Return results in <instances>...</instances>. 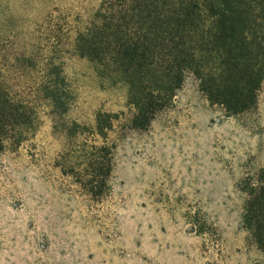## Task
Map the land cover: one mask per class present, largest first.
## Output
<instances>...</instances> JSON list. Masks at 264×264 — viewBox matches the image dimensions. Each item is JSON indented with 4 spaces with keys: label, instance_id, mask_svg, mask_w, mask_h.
<instances>
[{
    "label": "rangeland",
    "instance_id": "rangeland-1",
    "mask_svg": "<svg viewBox=\"0 0 264 264\" xmlns=\"http://www.w3.org/2000/svg\"><path fill=\"white\" fill-rule=\"evenodd\" d=\"M102 1L0 0V78L37 116L0 152V264H264L243 220L264 174V80L256 106L230 114L188 72L170 106L133 127L129 86L75 51ZM50 62L67 80L64 115L38 91ZM95 142L113 152L100 198L82 183Z\"/></svg>",
    "mask_w": 264,
    "mask_h": 264
},
{
    "label": "trees",
    "instance_id": "trees-1",
    "mask_svg": "<svg viewBox=\"0 0 264 264\" xmlns=\"http://www.w3.org/2000/svg\"><path fill=\"white\" fill-rule=\"evenodd\" d=\"M75 51L100 76L129 86L133 127L147 129L170 106L188 72L212 103L241 114L256 106L264 80V0H103L78 32ZM66 86L62 67L47 63L38 91L57 115L69 109ZM106 115L98 116L95 127L102 138L112 128L103 124ZM36 120L32 103L0 78V152L20 145ZM112 154L106 142H95L85 155L82 183L94 198L106 191ZM248 194L244 224L264 251V174Z\"/></svg>",
    "mask_w": 264,
    "mask_h": 264
}]
</instances>
